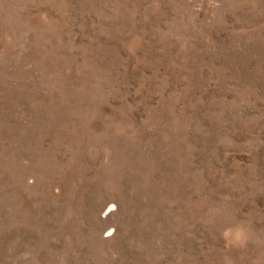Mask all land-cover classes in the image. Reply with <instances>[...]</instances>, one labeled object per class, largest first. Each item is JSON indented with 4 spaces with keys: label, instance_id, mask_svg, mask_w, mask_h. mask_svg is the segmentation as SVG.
<instances>
[{
    "label": "rangeland",
    "instance_id": "374dc122",
    "mask_svg": "<svg viewBox=\"0 0 264 264\" xmlns=\"http://www.w3.org/2000/svg\"><path fill=\"white\" fill-rule=\"evenodd\" d=\"M0 264H264V0H0Z\"/></svg>",
    "mask_w": 264,
    "mask_h": 264
}]
</instances>
